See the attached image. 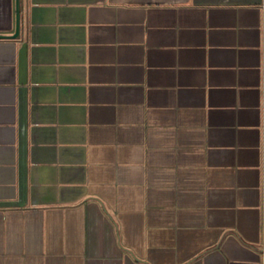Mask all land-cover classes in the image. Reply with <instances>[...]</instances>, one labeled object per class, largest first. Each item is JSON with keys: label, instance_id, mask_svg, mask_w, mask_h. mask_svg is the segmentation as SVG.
<instances>
[{"label": "crops", "instance_id": "0c3cea01", "mask_svg": "<svg viewBox=\"0 0 264 264\" xmlns=\"http://www.w3.org/2000/svg\"><path fill=\"white\" fill-rule=\"evenodd\" d=\"M0 264H264V0H21Z\"/></svg>", "mask_w": 264, "mask_h": 264}, {"label": "water", "instance_id": "95a60500", "mask_svg": "<svg viewBox=\"0 0 264 264\" xmlns=\"http://www.w3.org/2000/svg\"><path fill=\"white\" fill-rule=\"evenodd\" d=\"M16 4V20H15V32L11 35H2L0 34V38L8 37V38H18L21 33V0H15Z\"/></svg>", "mask_w": 264, "mask_h": 264}]
</instances>
